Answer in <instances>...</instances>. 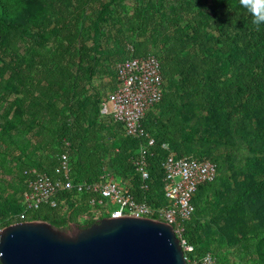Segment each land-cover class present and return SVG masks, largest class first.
I'll use <instances>...</instances> for the list:
<instances>
[{
	"label": "trees",
	"instance_id": "obj_1",
	"mask_svg": "<svg viewBox=\"0 0 264 264\" xmlns=\"http://www.w3.org/2000/svg\"><path fill=\"white\" fill-rule=\"evenodd\" d=\"M94 31L98 34L91 36ZM148 53L159 61L164 92L142 121L157 145L145 190L129 161L140 141L101 120L99 106L116 87L115 65ZM259 139H264V24H252L239 0H0L1 228L43 221L66 229L74 221L81 208L63 193L54 207L11 218L22 211L25 172L34 168L51 175L64 140L74 181L94 179L102 157L109 156L136 200L165 204V152L159 145L166 143L179 157L216 167L213 181L193 196L194 212L182 237L193 248L190 257L209 252L225 264L211 249L199 251L189 235L197 226L196 204L216 192L219 174L234 166L237 174L244 171L245 159L264 150ZM14 184L20 187L18 201L5 194ZM256 187H264V180ZM65 207L68 217L62 215Z\"/></svg>",
	"mask_w": 264,
	"mask_h": 264
},
{
	"label": "built area",
	"instance_id": "obj_2",
	"mask_svg": "<svg viewBox=\"0 0 264 264\" xmlns=\"http://www.w3.org/2000/svg\"><path fill=\"white\" fill-rule=\"evenodd\" d=\"M116 87L104 93L100 101L99 117L119 125L123 136L140 141L138 149L129 156V161L138 176L140 189H147L148 160L157 147L142 127L146 113L162 98L164 80L158 59L148 53L145 56L129 57L115 65ZM63 151L57 157L52 174L47 175L34 168L25 174L27 180L21 194L22 211L11 218L23 220L28 212L41 206L54 207L60 194H67L69 202L80 206L70 225L85 227L102 219L121 217L150 218L172 226L178 239L186 264H217L212 253L198 258L190 257L192 246L182 237L184 223L194 212L192 203L197 188L213 181L216 167L207 160L177 156L162 143L159 149L165 152L162 163V194L165 204L150 206L138 201L129 190L128 179L116 175L110 157L104 156L94 179L74 181L68 157L69 142H62ZM67 207L63 216H69ZM23 222V221H20ZM17 223V222H16ZM0 227V231H1Z\"/></svg>",
	"mask_w": 264,
	"mask_h": 264
},
{
	"label": "water",
	"instance_id": "obj_3",
	"mask_svg": "<svg viewBox=\"0 0 264 264\" xmlns=\"http://www.w3.org/2000/svg\"><path fill=\"white\" fill-rule=\"evenodd\" d=\"M58 229L23 221L0 231V264H186L171 225L150 218L102 219Z\"/></svg>",
	"mask_w": 264,
	"mask_h": 264
},
{
	"label": "rangeland",
	"instance_id": "obj_4",
	"mask_svg": "<svg viewBox=\"0 0 264 264\" xmlns=\"http://www.w3.org/2000/svg\"><path fill=\"white\" fill-rule=\"evenodd\" d=\"M258 143L264 144V139ZM244 164L242 173L237 174L239 167L234 166L233 171L218 175L216 192L196 204L197 226L189 235L199 251L211 249L221 263L264 264V187H256L264 180V150L245 159ZM5 194L18 201L20 187L14 184ZM229 194L235 198L229 200Z\"/></svg>",
	"mask_w": 264,
	"mask_h": 264
},
{
	"label": "clouds",
	"instance_id": "obj_5",
	"mask_svg": "<svg viewBox=\"0 0 264 264\" xmlns=\"http://www.w3.org/2000/svg\"><path fill=\"white\" fill-rule=\"evenodd\" d=\"M240 5L252 16V24L259 27L264 24V0H239Z\"/></svg>",
	"mask_w": 264,
	"mask_h": 264
},
{
	"label": "crops",
	"instance_id": "obj_6",
	"mask_svg": "<svg viewBox=\"0 0 264 264\" xmlns=\"http://www.w3.org/2000/svg\"><path fill=\"white\" fill-rule=\"evenodd\" d=\"M103 81H105V82H106V79H104Z\"/></svg>",
	"mask_w": 264,
	"mask_h": 264
}]
</instances>
